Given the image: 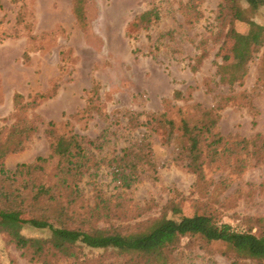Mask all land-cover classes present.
I'll list each match as a JSON object with an SVG mask.
<instances>
[{"label": "rangeland", "instance_id": "obj_1", "mask_svg": "<svg viewBox=\"0 0 264 264\" xmlns=\"http://www.w3.org/2000/svg\"><path fill=\"white\" fill-rule=\"evenodd\" d=\"M220 3L0 0V142L11 134L16 138L24 125L36 128L19 150L1 152L0 162L8 176L18 164L40 165L30 175L15 176L12 190L27 191L32 182L51 184L58 162L53 142L74 133L99 164L92 177L79 182L86 203L94 205L97 196L106 200L105 209L90 219L97 227L137 231L144 221L159 217L171 200L181 214L208 211L242 228L249 218H264V79L257 80L264 43L240 84H220L216 71L222 57L237 61L249 54L231 41L223 43L224 31L216 20ZM246 17L264 26V5ZM234 26L240 33L247 30L243 23ZM15 94L22 96L19 105ZM195 105L215 109L213 132L221 138L203 144L199 173L187 166L179 130L181 120L199 121ZM149 114L172 124L151 134L143 123ZM168 136H173L169 143ZM127 147L129 157L144 150L149 157L126 187L117 185L111 172L114 158ZM19 220L0 219V264H31L11 235L45 236ZM222 251L216 243L185 244L171 264H233ZM93 254L102 259L87 264L119 261L109 252Z\"/></svg>", "mask_w": 264, "mask_h": 264}, {"label": "trees", "instance_id": "obj_2", "mask_svg": "<svg viewBox=\"0 0 264 264\" xmlns=\"http://www.w3.org/2000/svg\"><path fill=\"white\" fill-rule=\"evenodd\" d=\"M263 5L264 0H221L216 20L224 31L223 43L226 45L231 41L246 48L249 54L237 61H228L227 55L222 57L216 71L220 84L229 88L240 84L246 75L248 62L262 48L264 26L246 17V14L257 11ZM236 23H243L247 30L238 32L234 26ZM262 79L264 58L257 80ZM40 97L43 98L42 95ZM21 99L20 94H15V104L19 105ZM195 108L200 114L199 121L189 124L187 120H181L179 130L186 143L187 166L191 167L192 173H199L203 144L218 143L221 138L213 132L218 120L215 109L199 105ZM21 109L22 106H19L18 110ZM143 123L149 126L147 129L151 134L158 135L159 129L163 125L171 126L172 121L149 114ZM35 129L34 126L24 125L17 131L16 138L11 134L9 140L6 138L0 142V153L4 155L19 150ZM172 137L168 136L165 142L169 143ZM208 137H211L209 143ZM85 147L83 138L77 134L59 136L53 142L58 162L51 184L32 182L27 191L17 188L14 192L12 179L23 174L30 175L40 165L36 161L18 164L8 178L4 164L0 162V219H20L22 227L45 233L41 237L9 235L17 249L21 250V255L31 264H59L61 260L69 264H87L90 260L102 259H98V255L91 257L95 252L112 253L119 259L117 264H171L174 253L189 243L204 247L219 244L224 247L222 255L231 258L233 264H260L264 261V218H249L242 228L224 222L208 211L194 210L190 215L181 214L177 202L171 200L163 206L159 217L144 221L137 231L125 232L114 225L97 227L90 219L107 204L100 196L96 197L98 201L94 205L86 203L87 193L79 186L82 179L92 177L99 169L98 162L89 156ZM129 148H124L123 154L114 158L115 166H112L111 172L116 184L126 187L137 179L140 166L148 165L145 157H149L145 150L136 151L129 157L131 154L126 151ZM40 160L37 158V161ZM50 203H54L53 209H49ZM79 208L83 209L80 211ZM20 215L24 218H19ZM253 225L257 227L256 231H253Z\"/></svg>", "mask_w": 264, "mask_h": 264}]
</instances>
